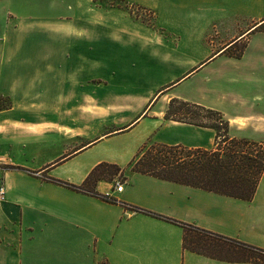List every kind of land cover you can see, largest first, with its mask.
I'll list each match as a JSON object with an SVG mask.
<instances>
[{
	"label": "crops",
	"instance_id": "0c3cea01",
	"mask_svg": "<svg viewBox=\"0 0 264 264\" xmlns=\"http://www.w3.org/2000/svg\"><path fill=\"white\" fill-rule=\"evenodd\" d=\"M99 1L0 0V264H252L184 250L180 224L264 250V173L247 202L129 165L147 144L215 150L214 130L165 120L173 99L264 145V0H123L153 26ZM37 2L72 4L37 18ZM136 63L159 83L116 89V71L126 79ZM101 164L124 170L122 192L116 177L94 195L62 185H83Z\"/></svg>",
	"mask_w": 264,
	"mask_h": 264
},
{
	"label": "trees",
	"instance_id": "16d2710c",
	"mask_svg": "<svg viewBox=\"0 0 264 264\" xmlns=\"http://www.w3.org/2000/svg\"><path fill=\"white\" fill-rule=\"evenodd\" d=\"M256 30L264 32V23ZM244 49L245 45L235 57L241 58ZM164 118L214 130L217 135L215 150L147 144L130 163L132 172L247 202L253 200L264 173V145L231 139L229 122L220 112L183 100H171ZM222 136L224 141L221 142ZM108 172L113 173L110 178L123 177L125 173L117 165L101 164L83 185H62L94 195L97 183L107 179ZM180 225L184 229L183 248L186 251L228 263L264 264L262 249L190 225Z\"/></svg>",
	"mask_w": 264,
	"mask_h": 264
},
{
	"label": "rangeland",
	"instance_id": "374dc122",
	"mask_svg": "<svg viewBox=\"0 0 264 264\" xmlns=\"http://www.w3.org/2000/svg\"><path fill=\"white\" fill-rule=\"evenodd\" d=\"M72 3H53V2H37L36 3V16L37 18H43V17H60L62 12L66 9L67 5H71ZM93 6V5H92ZM99 10H109V9H117L120 11H127L129 12V18H131L134 22L142 23L144 25H154L153 22H155V17L151 12H145L142 11L140 7L135 5H130L127 3H123L120 1L115 0H102L99 1V3H95L94 5ZM128 15V14H127ZM211 34V33H210ZM213 34V33H212ZM218 36V37H216ZM226 35L221 33L217 35H211V40L215 39L217 43L223 40V38ZM244 44L240 43L237 44L235 47H233L229 54L237 56L240 54L241 49L243 48ZM188 66L187 64H181L180 65V73L187 70ZM133 70L131 74H129L128 78L124 79V77L120 74V71H116V80L115 82V88L116 89H133L136 90L137 93L141 94L147 92L151 88H154L155 84L159 83V79H156V82L151 83L150 81H147V78L144 76L143 72L140 70V65L138 63L133 64ZM154 84V85H153ZM188 85V84H187ZM187 85L185 86V90L187 91ZM104 88V87H102ZM221 135H224L221 133ZM221 142L224 141L223 136L221 137ZM133 151V150H132ZM131 151V152H132ZM112 172H108V175H105L107 178H110L109 175H112ZM122 177L120 175H117L116 177V183L115 186H117L118 183H122Z\"/></svg>",
	"mask_w": 264,
	"mask_h": 264
},
{
	"label": "built area",
	"instance_id": "2783aa9c",
	"mask_svg": "<svg viewBox=\"0 0 264 264\" xmlns=\"http://www.w3.org/2000/svg\"><path fill=\"white\" fill-rule=\"evenodd\" d=\"M116 191H123V184L118 183L116 186ZM6 190L3 186L0 187V202L5 200Z\"/></svg>",
	"mask_w": 264,
	"mask_h": 264
}]
</instances>
